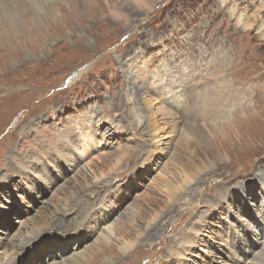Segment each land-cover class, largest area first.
<instances>
[{
	"label": "rangeland",
	"instance_id": "374dc122",
	"mask_svg": "<svg viewBox=\"0 0 264 264\" xmlns=\"http://www.w3.org/2000/svg\"><path fill=\"white\" fill-rule=\"evenodd\" d=\"M42 1L0 3V264L51 207L74 206L68 228L31 251L52 253L15 260L257 264L264 0ZM195 97L206 101L190 106ZM195 123L211 133L207 146L188 134ZM116 153L118 164L103 163Z\"/></svg>",
	"mask_w": 264,
	"mask_h": 264
},
{
	"label": "bare ground",
	"instance_id": "6f19581e",
	"mask_svg": "<svg viewBox=\"0 0 264 264\" xmlns=\"http://www.w3.org/2000/svg\"><path fill=\"white\" fill-rule=\"evenodd\" d=\"M6 1V0H5ZM8 2V4L12 1L13 3L15 2V0L13 1V0H11V1H9V0H7ZM18 2H19V4H17V3H15V5H17L18 7H20V6H25V4H24V2H23V0L21 1V0H17ZM42 1V0H41ZM30 2V1H29ZM43 2V1H42ZM88 2H91V1H89L88 0ZM135 2H136V4H140V5H149V1H147V0H135ZM0 3H1V0H0ZM34 3H35V1H34ZM2 4V3H1ZM6 4V3H5ZM5 4H3L4 6H5ZM43 4V3H42ZM7 5V4H6ZM34 5V4H33ZM38 5V4H37ZM1 6V5H0ZM16 6V7H17ZM36 6V5H35ZM45 6V5H44ZM25 7H28V6H25ZM24 7V8H25ZM74 7V6H73ZM142 7V6H141ZM6 8V7H5ZM5 8H3L2 9V13L4 12V11H6V9ZM120 8V7H119ZM144 8H145V6H144ZM20 9V8H19ZM118 9V8H117ZM142 9V8H141ZM11 10V9H10ZM18 10V9H17ZM145 11V10H144ZM13 12H14V10H13ZM20 12V11H19ZM23 12V11H22ZM22 12H20V13H22ZM9 13H11V12H9ZM4 15H6V14H4ZM8 16V15H7ZM1 17V16H0ZM11 17V16H10ZM9 17V18H10ZM12 17H13V15H12ZM8 19V18H7ZM15 19V18H14ZM3 20V19H2ZM16 20V19H15ZM9 21V20H8ZM245 26H247V25H245ZM187 73V72H186ZM78 78V77H77ZM178 90V89H177ZM210 91H207L206 93H205V95H206V97L207 96H209L210 95V93H209ZM210 97V96H209ZM184 99V98H183ZM204 102V101H206L205 99H203V98H200V97H195L194 99H193V103L192 104H190V106H197L198 104H200V102ZM217 101L218 100H214L213 101V106H215L216 104L215 103H217ZM189 103H190V100H189ZM203 103L201 104V108L203 107ZM149 106V105H148ZM161 108H162V106H161ZM160 107H159V110L161 109ZM183 109H184V106L182 107ZM190 108H192V107H190ZM193 109H194V107H193ZM207 109H210L209 107H205V109H204V113L206 112V111H208ZM191 111V110H190ZM189 111V112H190ZM195 112H197V110H194ZM264 111V110H263ZM262 111V112H263ZM150 112V111H149ZM258 112V111H257ZM186 114V113H185ZM173 115V114H172ZM188 115H190L189 113H188ZM201 117L203 116L204 117V115H202V114H199ZM192 116V115H191ZM198 116V115H197ZM172 117V116H171ZM148 119V124L146 125L147 126V128L149 129V131H151V130H153V127L156 125V119H155V117H154V115L151 113L150 115H149V117L147 118ZM146 119V120H147ZM114 123V122H113ZM185 123V122H184ZM186 124H187V122H186ZM200 124H190V125H188V129H187V131H194V137L196 138V140H197V143L199 142V144L201 145V146H204V144L206 145H208V144H210V140H208L209 138H211V135H209V134H211V133H207L206 131H204V130H202L201 128L202 127H200L199 126ZM203 125V124H202ZM157 127H158V125H157ZM185 128V127H184ZM118 128L116 127L115 128V131L117 130ZM182 130V129H181ZM183 131H184V129H183ZM118 132V131H117ZM182 133V132H181ZM180 133V134H181ZM185 134H187V133H185ZM188 134H191V132L190 133H188ZM182 137V136H181ZM184 137V136H183ZM190 138V137H189ZM188 138V139H189ZM183 139V138H182ZM184 139H186V138H184ZM183 139V140H184ZM191 140H193V139H191ZM206 145V146H207ZM122 153H124V152H122ZM122 153H120V154H118L117 155V153L116 154H114V155H106L105 156V159H103V163H113V161H115L116 163H115V165L116 164H118V162L122 159ZM135 163H134V165H136V162L137 161H134ZM202 164V163H201ZM200 164V165H201ZM206 165H208V164H206ZM210 165V164H209ZM211 166V165H210ZM207 167V166H206ZM202 168H205V164L202 166V167H197L196 168V172L195 173H190L189 175H185V174H183V175H180L179 176V180H181V181H178L177 183H176V185L174 186V188H173V190H174V192L175 191H178V189H179V191H180V189H182V188H184L188 183H189V181H191L192 179H193V177L195 176V175H197L201 170H202ZM189 173V172H188ZM200 173H202V171L200 172ZM185 175V176H184ZM197 177V176H196ZM194 180V179H193ZM192 180V181H193ZM105 183V182H104ZM83 185V184H82ZM105 185V184H104ZM104 185L102 184V183H95V182H92V181H90L87 185H86V188L87 187H92L91 189L92 190H94V191H96L97 192V194H99L102 190H103V188H104ZM79 187H81V186H79ZM89 187V188H90ZM71 188V187H70ZM72 189V188H71ZM104 189H107V188H104ZM74 190V189H73ZM172 190V191H173ZM88 192L90 191L89 189L87 190ZM170 191V190H169ZM170 192V194H169V200H171V202L172 201H174V199L176 198V195H175V193L174 192ZM73 193V192H72ZM102 193V192H101ZM100 193V194H101ZM169 193V192H168ZM168 193H167V195H168ZM180 193V192H179ZM93 194V193H92ZM93 199V198H92ZM78 199H76V201H77ZM162 204V203H161ZM53 205V204H52ZM76 205H78L77 203H76ZM90 205V204H89ZM53 206H55V205H53ZM82 206V205H81ZM79 207V206H78ZM78 207L77 206H74L71 210H69V211H67V212H63V211H61L60 209H59V207H48V209H49V214H48V217H47V219H46V222L42 225V222L40 223L41 225H42V227L40 228V227H37V228H34V230H32L33 232L34 231H36V233L34 232V234H30L29 232L24 236L25 238H23L24 239V242L23 243H21V244H16V245H14V244H9L10 245V249L9 250H5V249H3L4 250V252H5V256H4V258L2 259L3 260V262L1 263V264H19V262H17L16 260H15V256L16 255H23L25 258H29L31 255H34V257L35 256H38V255H42L43 254V252H49V253H52V250H53V245L54 244H52V245H44V246H42L43 248H42V250H40V251H38V252H40L39 254H37L38 252H34V253H31V251H37L38 249V247H34L35 245H36V243L38 242V239L46 232H50L51 230L50 229H54V230H58L59 228H61V229H64L65 227H67V225L69 224V222H70V219L72 218V220H73V214L75 213V212H77L78 211ZM89 207V206H88ZM87 207V208H88ZM82 208V210H84L83 209V207H81ZM115 208H117V207H115ZM63 210V209H62ZM81 210V209H80ZM86 210H88V209H86ZM82 213V211L80 212V214ZM83 213H84V211H83ZM165 213V212H164ZM44 214V213H43ZM83 215V214H82ZM81 215V216H82ZM45 216V215H44ZM76 216H77V214H76ZM81 216H79V217H81ZM78 217V216H77ZM40 222V221H39ZM72 222V221H71ZM72 226V225H71ZM68 228V227H67ZM65 230V229H64ZM32 233V232H31ZM140 233H142V232H140ZM38 235V236H37ZM41 235V236H40ZM14 236V235H13ZM37 236V237H36ZM182 236V235H181ZM191 236V235H190ZM22 237V236H21ZM154 238V237H153ZM180 238V237H179ZM15 239V237L13 238V240ZM8 242L10 241V240H7ZM23 241V240H22ZM188 242V241H187ZM1 244V243H0ZM39 246H41V245H39ZM104 246V247H103ZM6 247V246H5ZM102 247V249L100 248H98L99 250H98V252H96V253H94L95 254V256H98V254H100L99 253V251L100 250H102L103 251V249H106V248H108L109 247V245H107V244H104V245H102L101 246ZM45 248V249H44ZM170 249H171V247H170ZM25 252V253H24ZM4 254V253H3ZM264 255V254H263ZM261 256L260 258H255L254 260H255V262H257V264H264V256ZM2 256V255H1ZM1 258V257H0ZM31 261V260H30ZM41 261V260H40ZM40 261L39 262H37L36 264H40ZM68 261V260H67ZM75 261V260H74ZM31 262H33V261H31ZM31 262H29L28 264H31ZM77 263V262H76ZM88 263V262H87ZM55 264V263H54ZM90 264V263H89ZM92 264H96V263H92ZM252 264H255V263H252Z\"/></svg>",
	"mask_w": 264,
	"mask_h": 264
}]
</instances>
